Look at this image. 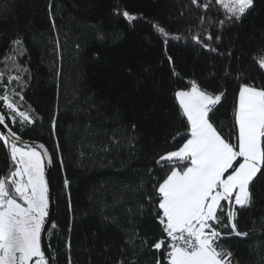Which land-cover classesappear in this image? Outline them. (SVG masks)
<instances>
[{"label": "trees", "instance_id": "trees-1", "mask_svg": "<svg viewBox=\"0 0 264 264\" xmlns=\"http://www.w3.org/2000/svg\"><path fill=\"white\" fill-rule=\"evenodd\" d=\"M123 11L137 19L130 23ZM154 24L169 33L167 42ZM16 39L22 55L12 51ZM261 50L264 0L239 21L216 3L205 10L191 0H0V95L34 123L13 120L3 101L0 115L8 131L43 145L51 159L54 218L46 236L53 264H117L132 256L124 242L133 230L147 241H135L138 264H155L160 253L152 245L166 240L152 214L153 185L165 176L156 160L181 147L186 132L174 92L192 80L224 92L215 121L227 134L239 87H264L254 62ZM13 55L15 65L7 59ZM17 65L27 71L9 84ZM10 168L0 141V176ZM250 187L253 204L237 207L236 217L249 235L222 241L232 264H264V176Z\"/></svg>", "mask_w": 264, "mask_h": 264}, {"label": "snow or ice", "instance_id": "snow-or-ice-1", "mask_svg": "<svg viewBox=\"0 0 264 264\" xmlns=\"http://www.w3.org/2000/svg\"><path fill=\"white\" fill-rule=\"evenodd\" d=\"M191 3L205 10L216 3L231 21L241 20L254 7V0H208V3L191 0ZM122 15L130 23L137 19L127 11ZM153 27L167 42L169 33L165 28L159 24ZM173 38L180 39L179 36ZM98 39L103 40V34H99ZM195 39L199 42L198 37ZM22 43L20 39L13 41L15 54H23ZM7 59L16 64L15 55ZM169 62H172L171 57ZM254 62L264 70V50ZM16 70L17 75L8 77L9 84L21 82L22 73L27 71L18 65ZM173 75L178 73L173 72ZM2 79L3 73H0ZM12 95L19 93L13 91ZM224 95V92H209L195 80L186 90L174 92L186 132L181 147L156 160L165 176L162 182L153 185L152 214L166 240L160 239L152 245L160 253L155 264H232L233 253L222 241L249 235L237 229V206L239 209L252 206L250 186H254L258 174L264 176V87L248 83L239 87L227 134L215 121ZM20 99L24 97L20 95ZM0 101L13 114V120L18 116L27 124L34 123L9 95H0ZM0 125L7 127L4 115H0ZM135 127L132 125L133 129ZM18 140L20 137L12 131L0 135L11 161L8 174L0 176V264H49L42 250V233L46 231L45 218L49 215V184L45 179L48 152L45 149L41 153L37 146L27 144L18 146ZM38 147L44 148L43 145ZM48 162L51 163L50 158ZM67 184L66 180L65 187ZM140 207L142 215L143 205ZM112 222H117V218L112 217ZM221 227L228 231H222ZM137 239L147 246V241L133 230L124 242L133 249L132 256L125 254L117 264H125V261L138 264ZM121 251L126 253L127 249Z\"/></svg>", "mask_w": 264, "mask_h": 264}, {"label": "water", "instance_id": "water-1", "mask_svg": "<svg viewBox=\"0 0 264 264\" xmlns=\"http://www.w3.org/2000/svg\"><path fill=\"white\" fill-rule=\"evenodd\" d=\"M0 133L2 135H7L9 133L8 129L4 127L3 125H0ZM18 146H22L23 144H27L30 147L32 146H37V150L43 153L45 148H39L38 146L40 144H36L33 142H27L24 141L20 138V140L16 141ZM49 158V157H48ZM48 158L45 159V175H46V181L49 184V215L45 219V229L42 233V250L45 251L46 258L49 260V264L52 263V258H50V252H49V247L47 246V232L48 230L53 226V218H54V203H53V197H54V192H53V182L51 181V175H52V170H51V163L48 162Z\"/></svg>", "mask_w": 264, "mask_h": 264}, {"label": "rangeland", "instance_id": "rangeland-1", "mask_svg": "<svg viewBox=\"0 0 264 264\" xmlns=\"http://www.w3.org/2000/svg\"><path fill=\"white\" fill-rule=\"evenodd\" d=\"M45 179H46V175H45ZM225 203V202H224ZM238 207V206H237ZM46 219V218H45Z\"/></svg>", "mask_w": 264, "mask_h": 264}]
</instances>
